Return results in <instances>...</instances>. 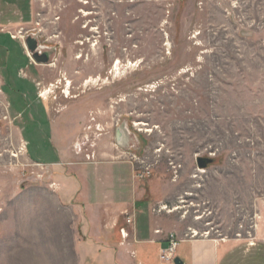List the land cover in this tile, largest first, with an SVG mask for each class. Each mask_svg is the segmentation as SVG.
Here are the masks:
<instances>
[{
	"label": "rangeland",
	"instance_id": "1",
	"mask_svg": "<svg viewBox=\"0 0 264 264\" xmlns=\"http://www.w3.org/2000/svg\"><path fill=\"white\" fill-rule=\"evenodd\" d=\"M29 4L28 19L0 10V264H74L58 231L61 160L45 158L60 139L75 168L121 172L146 220L256 248L245 264H264V0ZM31 33L54 62L32 60ZM124 118L139 150L116 145Z\"/></svg>",
	"mask_w": 264,
	"mask_h": 264
},
{
	"label": "crops",
	"instance_id": "2",
	"mask_svg": "<svg viewBox=\"0 0 264 264\" xmlns=\"http://www.w3.org/2000/svg\"><path fill=\"white\" fill-rule=\"evenodd\" d=\"M29 9V0H0V10H5L8 15L11 13L13 18L19 16L28 19ZM54 145L57 147V157L52 156L54 159L50 160L47 153L45 158L47 165L61 160V163L56 162L60 168L54 174L57 213L60 214L62 210L70 215L68 220H60V215L57 216L58 223H64V229L59 227L58 231L65 234L70 242L62 255L71 256L74 264H174L160 260L168 234L174 233L173 220H156L155 217L154 220H146L148 211H141L145 207L129 201V191L125 189L121 172L113 175L97 168H75L74 164L69 163L72 142L60 139ZM67 169H72L74 174H68ZM117 176L121 183L115 186L113 181ZM22 211L28 217V208H22ZM142 212L143 220L138 215ZM128 217L132 218L131 224L126 222ZM157 230L160 233H156ZM256 252L260 250L246 249L235 241L221 243L198 238L183 240L176 258L184 264H245L243 258L250 253L256 261L259 256Z\"/></svg>",
	"mask_w": 264,
	"mask_h": 264
},
{
	"label": "water",
	"instance_id": "3",
	"mask_svg": "<svg viewBox=\"0 0 264 264\" xmlns=\"http://www.w3.org/2000/svg\"><path fill=\"white\" fill-rule=\"evenodd\" d=\"M24 43L32 60L39 65H48L55 60L54 48L42 45L38 33L26 34ZM116 145L124 151L139 150L140 140L138 135L134 133L130 126L128 118H124L117 126L115 133ZM213 163L210 158H198L197 165L199 169H207ZM174 264H184L179 258L174 260Z\"/></svg>",
	"mask_w": 264,
	"mask_h": 264
},
{
	"label": "built area",
	"instance_id": "4",
	"mask_svg": "<svg viewBox=\"0 0 264 264\" xmlns=\"http://www.w3.org/2000/svg\"><path fill=\"white\" fill-rule=\"evenodd\" d=\"M126 222L127 224H131L132 218L128 217ZM156 233H160V230H157ZM198 238L210 239V232L208 231L199 235L197 231H191V234L187 235L185 238H179L175 233H169L167 245L161 250L160 260L165 263H173L176 259V253L180 243L183 240H193Z\"/></svg>",
	"mask_w": 264,
	"mask_h": 264
},
{
	"label": "bare ground",
	"instance_id": "5",
	"mask_svg": "<svg viewBox=\"0 0 264 264\" xmlns=\"http://www.w3.org/2000/svg\"><path fill=\"white\" fill-rule=\"evenodd\" d=\"M88 83L91 84L92 81L89 80ZM66 86H67V85H66ZM46 90H47V89H46ZM48 93H51V90H47V91L44 93V96H47ZM167 209H168L167 207H162V210H167ZM177 210H179V208H175L174 210H171V211H169V212L172 213V212L177 211Z\"/></svg>",
	"mask_w": 264,
	"mask_h": 264
}]
</instances>
